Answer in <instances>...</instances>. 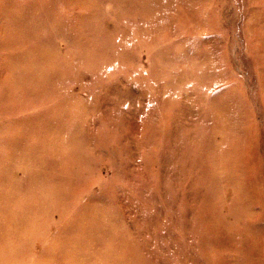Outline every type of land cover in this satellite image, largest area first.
Here are the masks:
<instances>
[{"label":"rangeland","instance_id":"374dc122","mask_svg":"<svg viewBox=\"0 0 264 264\" xmlns=\"http://www.w3.org/2000/svg\"><path fill=\"white\" fill-rule=\"evenodd\" d=\"M0 264H264V0H0Z\"/></svg>","mask_w":264,"mask_h":264}]
</instances>
